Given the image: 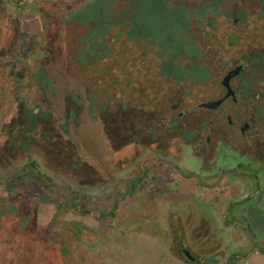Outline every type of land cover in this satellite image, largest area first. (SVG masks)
<instances>
[{"label": "rangeland", "instance_id": "rangeland-1", "mask_svg": "<svg viewBox=\"0 0 264 264\" xmlns=\"http://www.w3.org/2000/svg\"><path fill=\"white\" fill-rule=\"evenodd\" d=\"M179 1L181 2V0H4L6 5L0 7V15L5 16L4 27L10 23L13 26L15 24L23 37L22 50L25 53L45 42V26L51 24L55 18L57 22L62 23L67 18L65 23H68L70 18L78 19L84 26L88 25L89 37H100V44L92 45L89 53L94 57L108 54V59L113 56L107 50V47L111 48L109 44L114 46L117 38L122 41L120 37H125L129 29L140 28L146 35L149 34V37L143 36L146 38L144 46L138 45V38L132 41L125 39V48L114 55L113 63L116 62L117 67L125 71L129 69L126 74L133 71V75L138 78L135 80L138 81V85H144L147 77H150L152 82H157L156 85H162L165 82L162 78L164 75L174 74L179 79L188 76L197 78L202 74L198 64L183 60L179 56L181 51L192 54L190 48L178 44V31L182 27L180 23L187 19L189 12L193 14L198 11V6L191 4L185 9ZM13 19L15 22H12ZM107 31H110V34L105 35ZM83 39L87 42L91 38L86 36ZM155 41L163 42L164 45L160 46L157 58L150 59L147 47L150 42ZM83 54L84 52H80L81 57ZM138 54L142 55L141 58ZM8 60L10 61L9 58L6 59ZM27 60L17 65L13 64L11 68L7 67L6 72L16 68L22 70L25 81L39 83L41 87L48 86L47 79L39 73L37 65L39 60L37 58L31 60L32 62ZM256 60L252 59L251 67H254L253 63ZM253 75L254 81L255 70ZM201 77L207 78V75ZM130 80L134 84V80ZM22 95L28 97L31 104L41 101V97L35 91L22 92ZM89 105L90 101L77 90L75 102L71 103L69 111L76 118L85 115V112L90 114L91 135L88 137L85 126L79 127L78 142L86 144L87 147L91 145L97 148L104 137L101 135L104 125L98 124L99 118L104 114V110L105 116L110 115L109 106L118 105L115 103L103 105L104 110L98 107L100 104L94 106L97 110L88 109ZM192 130L193 128H189L181 134L172 136L174 149H179L181 154L178 157L179 162L175 161L174 166L181 172L182 177H195L200 170L198 163L192 160L188 146L190 143L192 146L196 143ZM0 141L3 148L5 138ZM107 145L110 146L109 141ZM146 147L160 148L143 146ZM220 148L224 149L222 146ZM133 153L130 155L134 156L133 159L126 158L128 161L131 160L127 168L126 163H122L121 167L120 165L115 167L110 162L101 165V168H95L94 165L92 171L83 175V172L73 171L59 160L42 159L32 152L25 153L16 149L5 151L2 152L0 160V185L5 184L13 177L15 171L33 160L37 162L39 171L53 178L58 185H68L76 190L80 188V182H86V188L81 187V191L86 193L89 204L109 206L113 203V193L119 186L140 176L142 168L138 161V151ZM229 153L230 159L224 161L231 165L234 160L246 164L240 156ZM113 159L110 157V161ZM52 170H57L63 175L67 171V174L57 175ZM150 174L145 183L139 186L137 193L125 200V205L119 209L112 222L98 220L93 214L80 217L73 211L60 213L56 220H52L53 206L41 200L32 189H23L9 197L0 186V264L24 262V256L27 258L28 252L40 253L42 246H47L48 249L56 246L55 250L59 252L53 255L57 258L54 264H106L104 262L186 264L176 259L170 251L173 244L171 233L175 230L182 236L185 247L201 261L200 264H227L230 248L237 244L234 238L237 236L247 238V231L255 235L257 245L260 246L259 243L264 238V214L252 213L248 219L244 206L237 207L232 203L229 188L224 182L221 186L206 191L201 187L195 188V182L192 180L185 181L181 176L161 167L153 177ZM87 175L93 177V180L85 181ZM195 178L198 181V178ZM239 187V194H242V186ZM79 233L88 238L80 240L77 237ZM87 240L94 241L93 248L86 245ZM53 241L56 243L55 246ZM40 258L42 264H46L44 255L41 254ZM117 259L122 260L116 263Z\"/></svg>", "mask_w": 264, "mask_h": 264}, {"label": "trees", "instance_id": "trees-1", "mask_svg": "<svg viewBox=\"0 0 264 264\" xmlns=\"http://www.w3.org/2000/svg\"><path fill=\"white\" fill-rule=\"evenodd\" d=\"M3 1L0 0V7L5 4ZM67 19H64L63 23L57 22L56 18L52 19V23L45 26V42L25 53L22 50L23 37L15 24L13 26L10 23L4 27L5 16L0 15V140L5 138L3 148L0 146V160L3 156L2 152L16 149L25 153L32 152L42 159L59 160L73 171L83 172V175L92 171L94 165H96L95 168H101V165L110 164V162L115 167L119 165L121 167L122 163H126L127 168L131 160L128 161L126 158L133 159L134 156L130 155L138 151V123L143 121L145 126L148 125L147 120L159 116L158 110L144 105L138 106V81L135 82L138 78L133 75V71L126 74L129 69L125 71L117 67L116 62L113 63L114 55L125 48V39L132 41L138 38L140 28L128 30L125 37H122V41L115 39L114 46L109 44L111 48L107 47V50L113 56L108 59V54L94 57L89 53L92 45L100 44V37H89L88 25L84 26L78 19L71 18L68 23H65ZM12 22H15L14 19ZM86 36L91 39L84 42L83 38ZM145 36L149 37V34ZM80 52H84L82 57ZM7 58L10 61H6ZM35 58L39 60L37 63L39 73L48 81L46 87L43 85L41 87L39 83L36 84L30 80L25 81L22 70L14 68L6 72L7 67L11 68L13 64L17 65L27 59L31 61ZM251 64L245 68V72L255 70L254 99L259 103V116L264 117L262 114L264 113V61L256 60L253 68ZM208 67L209 64L206 67L203 66L202 70H207ZM130 79L134 80V84L130 82ZM246 84L247 81L244 82V85ZM257 84H259L258 88ZM77 90L90 101L88 109L97 110L94 108L97 104H100L98 106L100 109L107 104L118 105V107L109 106V116H105L106 111L103 109L104 116H100L98 124L104 125L101 134L104 137L97 148L91 145L87 147L86 144L78 142V128L85 126L89 137L91 135L89 128L92 127V123L89 113L85 112V115L76 118L69 111L71 103L75 102ZM32 91L41 97V101L31 104L28 102L29 98L22 95V92ZM243 94L249 93L243 92ZM146 95L143 93V99ZM108 141L110 146L107 145ZM110 157L114 158L113 161H110ZM117 169L120 170V168ZM52 171L54 174L63 175L57 170ZM65 173L67 174V171ZM87 179L92 181L93 177L90 178L87 175L85 181ZM85 183L80 182V188L76 190L68 185H58L53 178L42 174L37 162L31 160L0 186L9 197L23 189H32L41 200L53 206L52 220H56L60 213L73 211L80 217L93 214L98 220L112 222L119 209L125 205V200L132 198L139 186L145 183V178L119 186L113 193V203L109 206L89 204L86 193L81 191V187L86 188ZM77 237L80 240L88 238L81 233L77 234ZM171 237L173 239L171 241L173 244L170 246L171 253L176 259L188 264L182 258L183 250L187 249L182 236L175 230L171 233ZM53 242L55 246L56 243ZM85 243L91 248L94 247V241L87 240ZM55 247L48 249L47 246H42L40 253L28 252L27 258L23 255L24 262L20 261L18 264H42L41 254L44 255L46 264H54L57 258L53 255L59 252L55 250ZM117 260L116 263L122 259Z\"/></svg>", "mask_w": 264, "mask_h": 264}, {"label": "flooded vegetation", "instance_id": "flooded-vegetation-1", "mask_svg": "<svg viewBox=\"0 0 264 264\" xmlns=\"http://www.w3.org/2000/svg\"><path fill=\"white\" fill-rule=\"evenodd\" d=\"M180 4L185 9L196 5L198 11L189 12L180 23L178 44L189 47L192 54L181 51L179 56L198 64L201 76L206 74L207 78L178 79L169 74L162 76L165 81L162 85H156L150 77L144 85H138V106L159 111L158 117L147 120L148 125L138 123V147H141L138 161L142 168L138 179L146 180L150 173L153 177L160 167L182 177L174 166L181 154L174 149L172 136L193 128L196 143L188 146L192 160L200 168L195 176L198 181L192 176L182 178L192 180L195 188L206 191L224 182L232 203L244 206L248 219L253 214H264V117L259 116V103L254 99V70L245 72L252 59L264 61V0H181ZM145 34L138 30V45L144 46ZM161 45L163 42H150L147 47L150 59L157 58ZM204 63L209 64L207 70H202L206 67ZM233 70L237 73L229 80L231 94L226 97L228 91L222 82ZM143 93L147 94L145 101ZM219 100L223 102L214 109L200 107ZM144 145L160 148H143ZM229 152L243 158L246 164L234 160L231 165L224 161L230 159ZM184 251L194 263L186 261ZM183 252L182 258L188 264L201 263L189 250Z\"/></svg>", "mask_w": 264, "mask_h": 264}, {"label": "crops", "instance_id": "crops-1", "mask_svg": "<svg viewBox=\"0 0 264 264\" xmlns=\"http://www.w3.org/2000/svg\"><path fill=\"white\" fill-rule=\"evenodd\" d=\"M247 233V238L240 236L234 238L237 244L230 248L228 264H264V238L259 243L262 246L260 247L257 245L255 235L250 231Z\"/></svg>", "mask_w": 264, "mask_h": 264}, {"label": "water", "instance_id": "water-1", "mask_svg": "<svg viewBox=\"0 0 264 264\" xmlns=\"http://www.w3.org/2000/svg\"><path fill=\"white\" fill-rule=\"evenodd\" d=\"M237 73V70H233L230 73H228L226 75V77L223 79L222 85L227 89L228 93L226 95V97H228L231 94V91L229 89L228 83L230 78L232 77L233 74ZM223 102V100H219V101H215V102H211V103H206V104H202L200 105V107L204 108V109H214L216 107H218L221 103ZM183 256L186 259V261L190 262V263H194L195 260L189 255V253L187 251L183 252Z\"/></svg>", "mask_w": 264, "mask_h": 264}]
</instances>
